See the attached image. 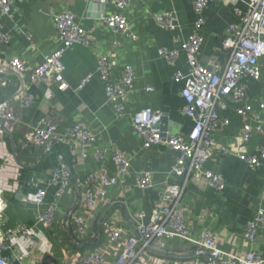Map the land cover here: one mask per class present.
I'll list each match as a JSON object with an SVG mask.
<instances>
[{
    "label": "crops",
    "instance_id": "0c3cea01",
    "mask_svg": "<svg viewBox=\"0 0 264 264\" xmlns=\"http://www.w3.org/2000/svg\"><path fill=\"white\" fill-rule=\"evenodd\" d=\"M195 0H138L125 9L131 31L136 39L121 38L102 23V15L113 11L112 0H17L14 3V17L3 16L0 20L1 31L7 33L9 41L0 39V75L7 85L0 89V99H9L17 115L13 129L0 139V188L4 189L7 203L4 211L3 232L12 230L19 233L22 226L36 229L53 244V257L62 263L70 250L91 251L106 250L107 239L101 222L106 219L122 225L129 231L138 232V220L135 215L144 211L148 222L157 198L158 190H142L137 187L139 172L149 170L156 184L164 181L183 183V177H177L171 171L176 155L166 145L160 144L147 149L143 140L133 127L134 114L143 107H152L165 119L164 130L170 134L189 133L192 121L182 113L184 99L182 90L184 79H178L176 72L184 75L190 72L186 53L182 44L195 31L198 14ZM250 0H214L203 12V25L199 29L202 37L199 59L203 65L213 67L224 65L226 53L221 43L226 37L228 27L239 21L235 9L245 13ZM69 10L76 14L79 24L89 29L92 35L90 45L76 44L69 48L63 62L66 66L65 77L70 88L64 92L45 85H33L31 73L39 64L43 55L53 53L62 47L53 21V14ZM173 12L177 16V26L167 30L160 26L155 15ZM121 39L122 44L113 48V42ZM162 47L177 50V59L170 63L160 54ZM114 53L116 68L114 74L119 77L125 65L135 69V87L125 101L124 115H119L108 101L105 85L97 68V58L101 54ZM13 57H22L28 64V70L21 76L3 67V63ZM261 78L254 80L245 77L249 99L257 115L264 117L259 103L264 101V56L260 58ZM91 79L82 90H76L80 81L87 75ZM152 87V91H147ZM21 88L33 95L32 104L27 107L13 98ZM239 103L228 99V108L220 111L223 123L214 128L220 147L213 150L208 167L222 174L225 188L217 190L203 182H186L185 203L189 208L188 218L192 225V234L198 237L207 228L220 237V246L227 252L243 254L255 249L264 256V231L258 234L254 248L244 238L246 225L254 221L264 210V164L251 168L236 156L239 151L257 155L264 137L253 131L247 143L242 141L244 126L236 108ZM52 106L60 109L61 124L56 137L46 146L22 147L24 134L35 128ZM76 122L99 131L97 142L89 153L82 156L79 149L66 136ZM254 126L255 121L251 120ZM100 149L107 153L101 161L95 154ZM114 149L125 152L131 159V170L124 181L111 189L112 204L100 206L90 220L89 230L79 238L74 226L64 225V219L70 211L80 212L79 183L91 171L104 169L111 175L116 174L112 161ZM228 150L229 152L225 151ZM7 158L8 160H6ZM65 161L71 170V182L60 199H56V186L49 184L51 172ZM36 186L45 188L47 195L43 204L38 205L24 200V195ZM57 205V213L52 225L39 221V213ZM5 250L3 255H11ZM159 258L156 264H202L205 252L195 244L179 241L169 242L165 251H153ZM24 264H39L44 253L36 246L31 249V257ZM108 259L113 261L117 252L108 249Z\"/></svg>",
    "mask_w": 264,
    "mask_h": 264
},
{
    "label": "built area",
    "instance_id": "2783aa9c",
    "mask_svg": "<svg viewBox=\"0 0 264 264\" xmlns=\"http://www.w3.org/2000/svg\"><path fill=\"white\" fill-rule=\"evenodd\" d=\"M17 0H0V20L3 16L14 17V3ZM102 1L107 0H87ZM138 0H112L113 11L102 15V23L117 33L121 38L136 39L131 31L125 9L134 5ZM214 0H195L194 6L198 14L195 31L182 44L190 66V72L184 75L177 71L176 77L184 79L182 90L184 105L182 113L191 119L193 125L189 133L170 134L161 128V114L152 107H143L133 116V127L143 140L147 149L160 144L169 147L176 155L175 165L171 171L177 177H183V183L168 180L158 185L149 170L139 172L136 185L142 190H158L157 202L152 209L148 222H142L146 217L144 211L138 212L137 233L127 230L122 225L110 219L101 222L105 233L108 248L106 250L94 249L91 251L68 252L62 263L53 257V244L48 238L36 229H26L22 226L19 233L2 231L4 224V211L7 203L4 199V189L0 188V264H24V257H31V249L36 246L44 253V259L39 264H156L159 258L153 251H165L169 242L179 241L180 244L190 242L205 252L202 264H264V256L255 249L245 251L243 254L227 252L220 246V237L205 228L198 237L192 234V223L188 218L189 208L185 203L186 182L189 180L203 182L217 190L225 188V180L221 173L208 167L212 159L213 150L220 147L214 128L223 123L220 111L228 108V99L239 103L236 110L242 118L244 132L242 141L247 143L253 131L264 137V117L255 113L249 99L248 86L242 80L250 77L254 80L261 78L260 58L264 56V0H250L248 9L243 13L235 9L239 21L228 27L226 37L221 43L227 61L224 65L216 64L213 67L203 65L199 59L202 37L199 29L203 25V12L210 2ZM53 21L57 35L63 45L53 53L43 55L42 61L37 64L31 73L33 85H45L47 88H56L64 92L70 88L65 77L66 66L63 57L73 45H90L92 35L89 29L83 28L75 13L61 10L53 14ZM157 23L167 30L177 26V16L173 12L158 13L155 15ZM10 36L1 31L0 39L8 42ZM121 39L113 42V48L121 46ZM160 54L168 62L173 63L179 52L162 47ZM114 53L101 54L97 58V68L105 85L108 101L113 105L119 115H124L125 101L132 94L135 87V69L127 64L122 74H114L116 62ZM8 70L21 76L28 70V64L22 57H13L2 65ZM91 79L85 76L76 90H82ZM7 85V81L0 75V89ZM148 87L147 91H152ZM23 105L29 107L34 98L26 88L19 89L13 96ZM259 109L264 110V101L259 103ZM17 115L10 105L9 99H0V139L13 129V122ZM255 125L251 126L250 121ZM60 109L52 106L41 118L39 124L26 132L21 140L22 147L46 146L57 134L61 124ZM99 131L91 129L83 122H76L66 136L79 149L84 156L97 142ZM229 152L228 150H225ZM107 153L106 149L96 152L95 158L101 161ZM236 156L245 161L251 168L264 164V142L259 146L257 155L239 151ZM8 160L7 158H5ZM112 161L116 174L111 175L104 169L91 171L79 183L80 212L70 211L64 219V225L74 226L79 238L84 237L89 230L90 220L100 206L113 203L110 191L124 181L131 170V159L123 151L114 149ZM71 182V170L61 159L59 168L52 170L49 184L56 186L55 197L60 199ZM47 190L36 186L24 195V200L41 205L45 201ZM57 213L56 203L39 213V221L50 226ZM264 231V210H260L256 219L246 225L244 238L252 245L258 234ZM108 249L115 250L117 257L110 261L107 256ZM10 250L12 254L4 256L3 251Z\"/></svg>",
    "mask_w": 264,
    "mask_h": 264
},
{
    "label": "water",
    "instance_id": "95a60500",
    "mask_svg": "<svg viewBox=\"0 0 264 264\" xmlns=\"http://www.w3.org/2000/svg\"><path fill=\"white\" fill-rule=\"evenodd\" d=\"M164 122H165V119H162L161 120V125H160L162 129H164Z\"/></svg>",
    "mask_w": 264,
    "mask_h": 264
}]
</instances>
